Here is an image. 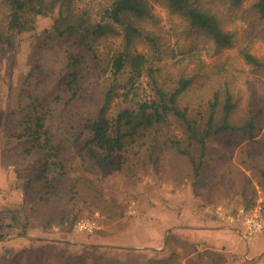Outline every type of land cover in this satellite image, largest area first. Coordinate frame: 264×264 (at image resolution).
<instances>
[{
	"label": "trees",
	"instance_id": "1",
	"mask_svg": "<svg viewBox=\"0 0 264 264\" xmlns=\"http://www.w3.org/2000/svg\"><path fill=\"white\" fill-rule=\"evenodd\" d=\"M152 1L185 18L182 33L192 38L187 47L161 39ZM0 10V47L6 50L19 45L20 34L35 30L38 16L57 13L41 31L34 64L20 79L15 105L3 124L18 155L32 161L17 175L20 206L0 205V241L28 236L41 223L77 218L73 208L79 178L69 175L72 169L95 173L113 164V157L140 149L157 164L171 147L188 156L198 174L209 138L234 132L251 139L261 129L262 107L254 106L253 94L234 122L238 86L226 78L225 65L218 69L221 75L206 74L199 84L203 62L196 55L203 48L212 54L236 47L252 71L264 76V57L250 51L253 42L264 41V0H97L80 7L72 0H0ZM236 10L245 22L240 33L223 25ZM147 21L151 28L143 25ZM111 35L119 36V43L100 52L99 40ZM141 43L149 52L136 50ZM142 76L148 78L149 95L140 91ZM205 84L206 101L199 94L196 106L184 103L191 90ZM172 122L181 125V136L173 132ZM75 156L79 163L73 166ZM259 173L264 180V166ZM69 202L74 207L62 208ZM21 253L13 252L6 262L3 257L0 264H19ZM32 256L30 264H43L41 252ZM45 264L76 262L58 254Z\"/></svg>",
	"mask_w": 264,
	"mask_h": 264
},
{
	"label": "rangeland",
	"instance_id": "2",
	"mask_svg": "<svg viewBox=\"0 0 264 264\" xmlns=\"http://www.w3.org/2000/svg\"><path fill=\"white\" fill-rule=\"evenodd\" d=\"M96 1L72 0V3L80 7L95 5ZM152 6L161 39L174 47H187L192 38L182 33L185 18L170 12L162 2L152 1ZM56 16V11L38 16L35 30L20 34L19 45L14 50L0 47V168L9 169L13 175L9 177L8 187L6 178L0 177L1 206H6L7 196V205L17 202L16 206H20L22 193L17 189L20 182L17 175L25 173L32 161L18 155L15 142L5 137L3 124L15 105L20 79L34 64L35 52L42 43L41 31L50 27ZM143 25L152 27L148 21ZM223 25L242 32L245 25L242 12L234 11ZM119 38L111 35L100 39L99 51L105 52L109 43L117 45ZM136 50L149 52L145 43L138 44ZM250 51L264 57V41L253 42ZM196 56L203 62L204 75L199 78V84L206 74L221 75L223 72L218 69L225 65L226 78L238 86L241 95L234 122L249 107V97L253 94L254 106L262 107L263 114L261 129L254 138L234 132L209 138L198 174L193 172L188 156L171 147L166 148L157 164L140 149L132 155L113 157V164H106L95 173L72 169L69 175L79 178L80 192L73 208L78 212L77 218L68 217L49 225L41 223L29 229L28 236L1 240L0 260L4 257L6 262L13 252H22L18 263L30 264L35 259L33 253L41 252L43 264L55 261L58 254L67 255L76 264H264V199L261 200L264 180L259 173L264 166V76L252 71L251 64L244 61L236 47L222 48L212 54L203 48ZM139 83L142 94L149 95L148 78L142 76ZM208 87L205 84L191 90L184 103L196 106L199 94L206 101ZM172 129L182 135L179 122H172ZM79 142L73 144L77 146ZM68 151L73 152L71 148ZM78 163L75 156L72 164ZM14 189L17 192L8 193ZM69 204L62 208L74 207ZM255 217L262 219L263 227L248 234L246 219ZM83 223L85 226L81 227ZM171 224L185 228H174L176 233L172 234L169 245ZM202 227L214 232L202 236L199 231ZM228 231L240 234L246 241L243 249L239 248L241 252H228L225 248V237H231ZM250 244L254 245L251 252Z\"/></svg>",
	"mask_w": 264,
	"mask_h": 264
},
{
	"label": "crops",
	"instance_id": "3",
	"mask_svg": "<svg viewBox=\"0 0 264 264\" xmlns=\"http://www.w3.org/2000/svg\"><path fill=\"white\" fill-rule=\"evenodd\" d=\"M1 175L6 178V187L10 186L11 183H10L9 177H12L13 175L9 171V169L3 168V167L0 168V177H1ZM17 189H18V187H17ZM14 191H16V189H14L13 191H10L8 193H11V192L14 193ZM18 191L20 192L19 189H18ZM6 192H7V190H6ZM8 200H9V197L7 196L6 197V204L8 203ZM14 202H16V200ZM14 202H12V203H14ZM16 205H17V202H16ZM174 228H177V230H178V228H180V230H182L185 227H184V225H179V224H171L170 226H168V229L170 231L169 234H168V236H167L169 245H171L170 239H171L172 234L176 233V230L174 231ZM210 229L211 228H203V227L200 228L199 229L200 235L206 237L207 235L210 234L209 232H212V231L214 232V230H210ZM228 232H230L231 237L230 238L228 236H226L227 238L225 237V240L227 241V243L225 244V248L228 250V252H241L242 250H239V248L242 247V249H243V246L245 245V242L246 241L244 240V238L242 236H240V234L238 235L237 233L232 232V231H228ZM225 234H227V233H225ZM211 235L213 236L215 234L211 233ZM253 246L254 245H251L250 244V246H249V252L252 251ZM168 252H172V251L171 250H168ZM244 252H245V250H244Z\"/></svg>",
	"mask_w": 264,
	"mask_h": 264
},
{
	"label": "built area",
	"instance_id": "4",
	"mask_svg": "<svg viewBox=\"0 0 264 264\" xmlns=\"http://www.w3.org/2000/svg\"><path fill=\"white\" fill-rule=\"evenodd\" d=\"M264 199V192H262V199ZM258 207L260 208L261 205L259 203ZM248 223V234H252L253 232L260 231L263 227L262 219L259 218H247L246 219ZM81 227L85 226L84 223L80 224Z\"/></svg>",
	"mask_w": 264,
	"mask_h": 264
}]
</instances>
